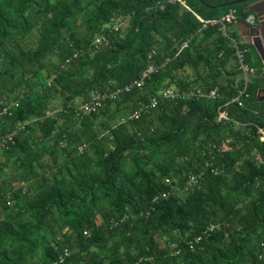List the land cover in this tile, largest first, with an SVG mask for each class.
<instances>
[{
  "label": "trees",
  "instance_id": "16d2710c",
  "mask_svg": "<svg viewBox=\"0 0 264 264\" xmlns=\"http://www.w3.org/2000/svg\"><path fill=\"white\" fill-rule=\"evenodd\" d=\"M181 1L0 0V264H264L251 0Z\"/></svg>",
  "mask_w": 264,
  "mask_h": 264
},
{
  "label": "built area",
  "instance_id": "2783aa9c",
  "mask_svg": "<svg viewBox=\"0 0 264 264\" xmlns=\"http://www.w3.org/2000/svg\"><path fill=\"white\" fill-rule=\"evenodd\" d=\"M168 1L169 2H174V1H180V2H182L181 0H168ZM195 15L203 23V25H202L203 27L206 26V24H219L220 25V28H221V30L223 31L224 34H226V32H227L228 25L231 24L232 22H234L236 20V18H237V13H236V10L234 8H230L225 14H223L219 18L203 19L198 14L195 13ZM256 16L257 15L254 12L248 14V16L246 17V22L249 23V24H254L255 21H256V19H257ZM119 26H120V24H117V23L113 24V28L114 29H117ZM104 39L105 38L103 36H99V37L96 38L95 41L96 42H100L101 40H104ZM183 46L184 47L188 46V42L187 41L184 42L183 43ZM237 55H238L239 62H240L239 67L241 69L242 77L245 80V82H247L248 79H249V74L253 70L252 69H249L248 66L243 63V61H242V57H243L242 50L237 49ZM152 69H153V66L150 65L142 73L141 79L137 81L138 84H140L142 82L143 78L145 76H147ZM130 86H128V85L125 86V89H129ZM118 91L119 90L109 93L108 94V97H114ZM175 94L176 93L173 90H171V89L163 90V91L160 92V95H162V96H174ZM208 95L209 96H215L216 95V88L210 89V91L208 92ZM106 96L107 95H105V94H99V93L92 94L90 100L87 103H85V104L82 105L83 110L84 111H89V110H95V109H97V107L99 105H101L102 100ZM3 111H5V110H3ZM135 115L137 116V114H135ZM220 116L221 117H225V115L223 113H220ZM259 132L261 133V139L264 140V132L262 131V129H259ZM200 176H201V172L191 174L188 177L187 186H194V185H196L197 182H198V180H199V178H200ZM165 182L168 183L169 180L168 179H165ZM167 195H168V193L166 191H163L160 194L155 195L153 199L156 200L159 197H162V196L165 197ZM212 228H214V225L213 224L208 225L205 232H208ZM263 249H264V246H263ZM263 258H264V254H263Z\"/></svg>",
  "mask_w": 264,
  "mask_h": 264
},
{
  "label": "water",
  "instance_id": "95a60500",
  "mask_svg": "<svg viewBox=\"0 0 264 264\" xmlns=\"http://www.w3.org/2000/svg\"><path fill=\"white\" fill-rule=\"evenodd\" d=\"M246 0H232L223 4H233ZM248 9L257 15L258 23L249 27V32L252 34L251 43L256 48L261 60L264 64V0H254L248 5ZM264 78V69L261 72ZM257 100L264 99V85L258 89Z\"/></svg>",
  "mask_w": 264,
  "mask_h": 264
},
{
  "label": "crops",
  "instance_id": "0c3cea01",
  "mask_svg": "<svg viewBox=\"0 0 264 264\" xmlns=\"http://www.w3.org/2000/svg\"><path fill=\"white\" fill-rule=\"evenodd\" d=\"M231 25L232 27H236L242 41L251 43L252 34H250L249 32V27L253 26L252 24H246L242 21H236V23H232Z\"/></svg>",
  "mask_w": 264,
  "mask_h": 264
},
{
  "label": "rangeland",
  "instance_id": "374dc122",
  "mask_svg": "<svg viewBox=\"0 0 264 264\" xmlns=\"http://www.w3.org/2000/svg\"><path fill=\"white\" fill-rule=\"evenodd\" d=\"M234 23H236V21H235ZM231 31H236V33L239 35V33H238L236 27H234V26L232 27V25H230V26L227 28V32H231ZM239 40L242 41V39H241L240 36H239ZM189 73H190V70H189V69H186L182 74H183V76H185V75H188ZM238 76L241 77L242 74L240 73Z\"/></svg>",
  "mask_w": 264,
  "mask_h": 264
},
{
  "label": "flooded vegetation",
  "instance_id": "af4514ba",
  "mask_svg": "<svg viewBox=\"0 0 264 264\" xmlns=\"http://www.w3.org/2000/svg\"><path fill=\"white\" fill-rule=\"evenodd\" d=\"M252 1H254V0H251L250 3H251ZM256 18H257V16H256ZM257 23H258V20L256 19L255 23L252 24V25H256Z\"/></svg>",
  "mask_w": 264,
  "mask_h": 264
}]
</instances>
